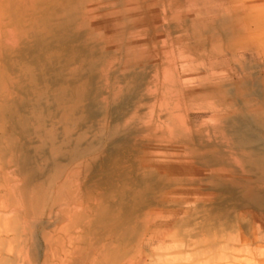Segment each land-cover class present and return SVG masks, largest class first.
<instances>
[{
  "label": "bare ground",
  "instance_id": "1",
  "mask_svg": "<svg viewBox=\"0 0 264 264\" xmlns=\"http://www.w3.org/2000/svg\"><path fill=\"white\" fill-rule=\"evenodd\" d=\"M111 1L56 0L61 37L58 44L68 71L60 75L63 86L53 101L46 92L45 111L31 109L29 117L20 119V135L33 149L32 158L42 159L41 163L32 162L22 153L15 158L11 173L22 177L13 190L24 199L20 207L26 209L43 196L42 200L49 201V216L57 204L64 222L76 219L82 210L85 230L93 224L111 233L112 244L137 246L156 240L166 244L187 217L207 211L225 219L227 229L236 232L227 240L244 248L248 256L254 247L264 248V0H134L113 2L110 7ZM94 3L98 7L104 3L102 10L115 12L112 16L105 13L97 25L106 29L111 22L127 24V28L122 27V31L127 29L126 34L114 39L107 35L101 41L106 49L113 44L111 50H119L125 43L126 58L132 63H140L152 52L157 31L152 26L145 30L134 27L147 20L150 24L160 23L159 29L166 31L169 15L165 5H199L196 26L216 48L214 57H207L206 66L218 68L201 82L211 78L222 79L221 83L208 84L199 93L184 88L180 80L175 84L172 81L175 86L171 92L183 108V118L175 116L173 109L159 110V119L150 118L144 129L151 131L152 124L166 122L164 134L137 138L131 130L141 121L134 120L138 110L130 100L143 98L141 88L126 87L122 81L125 85L107 96L106 87H75L79 70L69 67L80 52L75 44L81 25L85 19L93 24L92 18L101 9ZM155 3L161 7L160 13L154 9ZM209 25L215 28L209 30ZM9 42L13 53L18 42ZM159 43L160 50L167 42ZM169 44L174 54L172 68L183 72L185 67H179L177 56L185 44L180 40ZM241 49L251 51L250 64L241 62L237 55ZM249 69L250 74L244 75ZM213 92H217L219 101L200 104ZM122 93H128L127 101ZM107 99L113 100L110 110ZM194 100L197 104L185 110V104ZM163 101L161 94L159 107ZM231 112L234 117L229 116ZM208 116L220 121L209 122L205 120ZM1 130L10 139L11 132L6 133L3 127ZM39 179L44 181L39 183ZM119 185L127 187L126 191L119 193ZM116 194L118 199L112 200ZM135 231L141 233L138 241ZM65 243L72 248L76 239L68 237ZM180 244L182 241L170 242L166 250L182 247ZM106 257L104 253L102 258ZM161 257L162 253L154 250L149 256L155 261Z\"/></svg>",
  "mask_w": 264,
  "mask_h": 264
},
{
  "label": "rangeland",
  "instance_id": "2",
  "mask_svg": "<svg viewBox=\"0 0 264 264\" xmlns=\"http://www.w3.org/2000/svg\"><path fill=\"white\" fill-rule=\"evenodd\" d=\"M133 1L112 0L108 5L111 7L113 2L123 4ZM93 5L101 9L92 18L95 21L93 24L90 25V21L85 19L86 24L81 25L80 38L78 37L79 41L75 44L80 47V52L76 54L75 64L71 63L69 67L79 70V82L77 81L75 87L84 86L87 90L96 86L104 90L106 87L107 96H110L112 90L119 91L125 84L126 87L141 88L144 91L143 98L130 100V104L133 103L134 108L138 110L134 120L141 121L131 130L137 138L159 137L164 134L166 119H163L164 124H152L151 131L144 129L148 128L146 121L150 118L153 121L159 119V110L171 112L173 109L176 111L175 116L183 118V108L171 92L175 86L172 81L174 83L175 80H180L184 88L196 89L199 93H203V88L208 84L221 83L222 79L211 78L201 82L218 68L206 66L209 63L208 58L214 57L216 48H212L213 43L207 42L203 38V30L196 26L199 21V5L192 4L190 8H182L174 3L171 6L165 5V11L169 15V29L166 31L165 28L159 29L160 23L150 24L147 20L134 27L145 30L152 26L157 30L153 34L152 52L149 50L150 53L144 56L140 63L128 62L125 43L119 50H111L113 44L107 49L104 47L101 40L107 35L114 39L112 37L126 34L127 29L122 31V27L127 28V24L118 25L111 22L106 29L103 25H97L96 21L103 18L105 13L112 16L115 12L102 10L104 3L100 7L97 6L99 4ZM55 7H58L56 0H0V129L3 127L6 133L11 132L8 139L3 130L0 131V264H264L263 247H254L255 251L248 256L244 248L236 247L233 242L227 240L228 236L233 237L236 232L227 229L224 225L225 219L207 211L187 217L183 226L166 244L165 241L163 243L156 240L145 246H137L136 243L129 245L126 242L121 245L112 244L111 233H106L93 224L85 230L86 219L82 210L76 219L64 222L65 218L57 204L54 205L53 215L49 216V201L42 200L43 191L39 194L42 197L33 200L34 203L30 207H20V202L24 199L13 190L22 177L12 175L14 162L21 153L26 154L32 162H42L40 157L32 158L33 149L20 135V119L29 117L31 109L37 112L45 111L46 92H49L51 100L54 99V95L59 94V89L63 86L60 83V75L68 71L59 49V8L56 10ZM24 8L26 12H23ZM155 8L158 13L162 11L158 3H155ZM207 16L209 18L211 12ZM43 26L46 27L44 31ZM209 26V30L215 28L214 25L212 29L211 25ZM13 39L18 42L15 53H11L13 45L9 42ZM176 40L185 44L183 51L177 56L179 67H185L180 73L176 71L178 67L172 68L174 54L169 47V43ZM160 41L167 43L164 49L159 50ZM250 53L251 51L241 49L237 55L242 63L250 64ZM255 53L259 51L256 50ZM250 71L244 70V75H249ZM133 80L137 82L133 83ZM215 93L217 92L202 98L200 104L219 101ZM122 94L123 97L126 96L127 101L128 93ZM161 94L164 95V101L163 106L159 107ZM123 97L119 100H124ZM112 101L107 99L109 110ZM195 101H189L184 109H191L197 104ZM229 116H233V112ZM214 119L220 121L217 117L210 116L205 120L213 122ZM205 127L211 131L209 125ZM13 147H16L17 151L13 152ZM43 181L39 179L37 182ZM117 189L120 193L126 191L127 187L119 185ZM29 199L32 200V196ZM111 199H118V195ZM140 236V231L134 232L137 241ZM68 237L76 239L72 248H68L66 243L63 244ZM181 241L182 247L175 246L176 248L166 250L167 246H171L170 242ZM152 250L157 254L162 253L160 260L149 258ZM104 253L107 254L106 259L102 258Z\"/></svg>",
  "mask_w": 264,
  "mask_h": 264
}]
</instances>
